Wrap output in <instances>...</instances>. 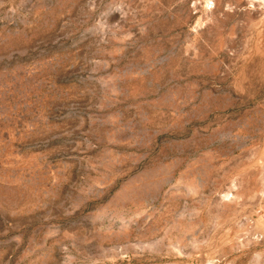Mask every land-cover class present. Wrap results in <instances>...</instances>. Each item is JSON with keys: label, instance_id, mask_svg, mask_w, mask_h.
I'll list each match as a JSON object with an SVG mask.
<instances>
[{"label": "rangeland", "instance_id": "374dc122", "mask_svg": "<svg viewBox=\"0 0 264 264\" xmlns=\"http://www.w3.org/2000/svg\"><path fill=\"white\" fill-rule=\"evenodd\" d=\"M0 264H264V0H0Z\"/></svg>", "mask_w": 264, "mask_h": 264}]
</instances>
